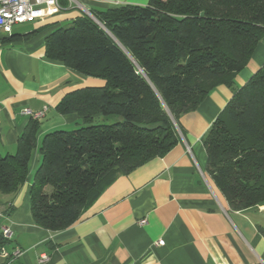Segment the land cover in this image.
I'll return each instance as SVG.
<instances>
[{
	"label": "trees",
	"instance_id": "16d2710c",
	"mask_svg": "<svg viewBox=\"0 0 264 264\" xmlns=\"http://www.w3.org/2000/svg\"><path fill=\"white\" fill-rule=\"evenodd\" d=\"M90 12L96 20L82 12L45 43L49 59L105 82L72 90L56 106L82 124L38 144L40 122L31 118L16 151L0 153V193L15 195L38 149L30 210L52 231L77 221L120 175L172 150L180 117L218 85L232 87L264 37V0H149ZM203 143L208 174L230 207L264 205V66L235 90ZM6 244L0 234V249Z\"/></svg>",
	"mask_w": 264,
	"mask_h": 264
},
{
	"label": "crops",
	"instance_id": "0c3cea01",
	"mask_svg": "<svg viewBox=\"0 0 264 264\" xmlns=\"http://www.w3.org/2000/svg\"><path fill=\"white\" fill-rule=\"evenodd\" d=\"M61 2L64 9L56 15L16 25L11 34L0 31L1 154L16 151L32 118L25 108L46 110L39 119V144L51 131L82 124L77 114L56 110L68 92L105 83L46 56L47 36L83 12L68 0ZM80 2L88 9H106L149 0ZM263 66L264 37L247 66L233 74L232 87L218 85L196 110L180 117L181 140L172 150L120 175L60 231L36 225L31 214L29 188L41 162L36 148L28 182L15 195L0 193V234L5 227L11 233L5 245L11 256L0 255V264H264V205L243 211L230 207L208 174L203 143L235 90ZM16 249L21 253L15 257ZM43 255L47 258L41 262Z\"/></svg>",
	"mask_w": 264,
	"mask_h": 264
},
{
	"label": "built area",
	"instance_id": "2783aa9c",
	"mask_svg": "<svg viewBox=\"0 0 264 264\" xmlns=\"http://www.w3.org/2000/svg\"><path fill=\"white\" fill-rule=\"evenodd\" d=\"M70 6L80 8L89 14V10L83 5L80 0H68ZM64 9L61 0H0V31L11 34L13 28L19 24L34 22L38 19H43L49 16L56 15ZM46 110L33 111L25 108L23 113L30 115L34 119L44 117ZM141 224L146 223V219L140 221ZM2 234L5 238H10L11 233L8 227L2 229ZM164 240H159L158 245H164ZM20 250L13 251V256H19ZM0 255L3 258H9L11 255L6 246L0 249ZM47 258L43 255L40 259L43 262Z\"/></svg>",
	"mask_w": 264,
	"mask_h": 264
},
{
	"label": "rangeland",
	"instance_id": "374dc122",
	"mask_svg": "<svg viewBox=\"0 0 264 264\" xmlns=\"http://www.w3.org/2000/svg\"><path fill=\"white\" fill-rule=\"evenodd\" d=\"M126 4H132L131 2H125ZM149 3V2H148ZM136 5H143V4H136ZM145 5H147V4H145ZM78 9H80V8H78ZM80 10H82V9H80ZM87 10H89L90 11V9H88L87 8ZM84 13H86L84 10H82ZM70 22H68L67 24H65V25H68ZM107 123H112V122H110V120H109V122H107ZM64 129H66V130H72V129H74V127L73 128H64Z\"/></svg>",
	"mask_w": 264,
	"mask_h": 264
},
{
	"label": "water",
	"instance_id": "95a60500",
	"mask_svg": "<svg viewBox=\"0 0 264 264\" xmlns=\"http://www.w3.org/2000/svg\"><path fill=\"white\" fill-rule=\"evenodd\" d=\"M89 15L96 20V18L94 17V15L91 12H89Z\"/></svg>",
	"mask_w": 264,
	"mask_h": 264
}]
</instances>
